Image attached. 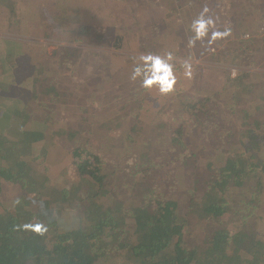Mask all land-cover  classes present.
<instances>
[{
  "label": "trees",
  "instance_id": "16d2710c",
  "mask_svg": "<svg viewBox=\"0 0 264 264\" xmlns=\"http://www.w3.org/2000/svg\"><path fill=\"white\" fill-rule=\"evenodd\" d=\"M5 1L0 0V13L6 19L15 9L3 12ZM8 41L0 40V196L5 182L20 192L6 208L0 205V264H264V136L244 130L251 123L249 116L239 117L244 134L238 145L245 151L233 146L239 142L234 138L232 150L215 155L212 165L204 168L198 164L202 150L187 144L188 127L161 126V135L149 143L151 152L140 153L155 157L158 148L172 152L173 170L164 176L162 165L145 170L150 181L142 177L144 188L133 186L128 193L116 163H105L100 152L77 147L73 142H78L79 125L68 127L64 136L72 146L68 177L54 185L45 164L53 129L46 124V108L52 102L58 105L65 95L80 98L82 88L69 78L58 79L56 73H38L27 88L28 99L15 93L4 96L23 62L21 52L11 55L2 50L3 43L20 46L16 40ZM177 99L192 124L193 131L189 130L195 136L200 128L208 143V131L216 132V126L207 124L215 122L209 98L186 105ZM76 123L72 120L70 127ZM102 129L99 136L107 138ZM144 134L143 146H149ZM249 142L258 147L251 149ZM108 148L106 153L113 155ZM165 182L173 185L170 196ZM38 222L46 228L43 233L23 227Z\"/></svg>",
  "mask_w": 264,
  "mask_h": 264
},
{
  "label": "rangeland",
  "instance_id": "374dc122",
  "mask_svg": "<svg viewBox=\"0 0 264 264\" xmlns=\"http://www.w3.org/2000/svg\"><path fill=\"white\" fill-rule=\"evenodd\" d=\"M72 1L74 0L64 4L63 0H6L3 7L14 8L15 12L4 19V25L0 26V40L8 38L20 44L5 46L4 52L9 50L11 55L12 52H21L22 58L19 60L23 59L21 74L16 80V84L23 88H15L17 85L10 84L4 96L13 97L15 93V96L22 95V98L28 99L27 88L33 74L38 73H51L49 76L56 73L58 79L69 78L82 88L80 98L65 95L56 101L58 105L55 106L52 102L46 108V124L50 123L53 129L46 144L49 155L45 164L48 167L47 175L54 181V185L65 183L61 177H68L66 171L71 164L72 146L68 140H64V136H67L71 128H77V125L79 139L73 143H77V147L82 150L87 148L93 153L100 152L105 163H116L120 177H125L122 182L128 189L127 193L133 186L139 190L144 188L145 185L140 181L142 177L147 178V182L150 181L149 174L143 175L145 170L150 171L155 166L162 165L161 176L173 170L175 155L172 152L158 148L155 157L140 153V150L151 152L149 143L161 135V126L188 127L185 130L187 144H194L197 146L195 150H202L199 154L203 159H198L202 168L212 165L215 155L231 151V140L234 138H238L236 140L239 142L233 146L245 151L246 147L238 145L242 144L239 139H242L240 134H244L245 129L248 132L254 130V134L258 131L259 136H264V38L253 36L248 40L244 39L245 34L254 33L262 13L259 6L264 9V0H246L243 6L246 10L240 16V8L236 6L239 3L234 1L231 8L224 7L222 0H208L205 6L195 4L196 13L191 14L194 18L207 8L206 15L214 18L217 29L230 28L231 31L220 43L214 42L210 46L206 39L197 41L190 53L187 51L188 39L192 34L189 32L186 16L182 12L179 14L181 24L184 20L183 33L177 35L180 40L175 43L170 38L174 37L178 19L173 13L168 16V20L163 18L164 1L139 0L135 2L136 9L129 13L125 10L124 14L120 9H108L111 14L95 9L93 15L101 17V22L105 27L112 28V32L109 36V32L95 36V33L87 32L86 28V33L82 35L85 40H81L75 34V29L69 26L73 19L70 16ZM116 1L124 3L126 0ZM173 1L175 0H168L166 5L169 6ZM75 4H78L77 0ZM32 7L38 9L39 14L36 10L30 11ZM151 8L154 9L152 13ZM113 16V21H110ZM148 19L153 21L150 29ZM101 38L103 39L100 40ZM67 50L76 59L70 58V54L65 52ZM164 51H172L179 60L189 59L193 65L191 79L184 78L178 72L175 90L167 96H161L155 90L146 91L140 87L139 81L129 78L135 56L139 53ZM69 59L75 60V65H71ZM233 72L235 76L232 75ZM250 86H253L251 95ZM177 91L182 94H176ZM176 97L185 105L209 98L207 105L212 109L216 123L208 120L207 124L216 126V132L211 134L208 131V143L203 142L205 135L200 128L194 136L193 129L190 128L192 124L180 110ZM242 116H249L251 120L248 125L250 127L245 126L244 130L241 129L243 126L239 118ZM72 120L77 123L70 127ZM102 127V133L107 138L99 136ZM130 128L134 130L130 132ZM235 131L238 133H234ZM92 132L97 133L98 137L94 139L95 134L92 135ZM143 133L149 146H143ZM73 139L76 140V137ZM243 142L248 143L245 139ZM253 143H250L251 149L258 147ZM109 146L113 155L106 153ZM262 150L264 152V148ZM178 161L180 163V158L176 155V162ZM172 188L173 185L166 183V195H171ZM19 192L17 186L5 182L1 189L0 205L6 208ZM178 194L176 192L174 197L177 198ZM154 198L157 199L158 195ZM50 200L54 201V198L51 196ZM196 234L198 236L199 231ZM200 236L202 237L201 233Z\"/></svg>",
  "mask_w": 264,
  "mask_h": 264
},
{
  "label": "clouds",
  "instance_id": "9594fccd",
  "mask_svg": "<svg viewBox=\"0 0 264 264\" xmlns=\"http://www.w3.org/2000/svg\"><path fill=\"white\" fill-rule=\"evenodd\" d=\"M208 9L201 11L190 23L191 36L188 46L192 47L197 41L206 39L210 46L218 40L229 36L230 29L218 30L216 21L212 16H207ZM179 65V67H178ZM178 72L184 78L191 79L193 65L189 59L179 60L172 51L162 53L145 52L133 58V67L130 72V80L139 81L140 87L146 91L155 90L161 96H167L175 90L178 80ZM235 76V72L232 73ZM26 229H32L37 233L46 231L42 223L25 224Z\"/></svg>",
  "mask_w": 264,
  "mask_h": 264
},
{
  "label": "crops",
  "instance_id": "0c3cea01",
  "mask_svg": "<svg viewBox=\"0 0 264 264\" xmlns=\"http://www.w3.org/2000/svg\"><path fill=\"white\" fill-rule=\"evenodd\" d=\"M67 1H71V0H63L64 4H67ZM77 1H78L77 5L75 4V0L70 3V4H72V12H71L72 14L70 16L73 19L71 20L69 26H72L75 29V32H76L75 34H77V36H79V38L81 37L82 38L81 40H85L86 39L84 36H82L84 33H86V31H84V29H86V28H87L86 29L87 32H89L91 34L95 33L94 34L95 36H97L98 34H103L104 32H109L108 33V36H109L110 32H112V30H111L112 28L109 29V27H105L104 24L101 22V20H100V19H102L101 17H99L98 15H95V16L93 15V13H94L93 11L95 9L103 10V13L105 12L106 14H108V13L111 14L110 13L111 11H109L108 9H111V10L120 9V10L123 11V14H124L125 10H127L128 13H129L130 11L136 9L135 2H139V0H126V1H124V3H119L116 0H77ZM161 1L165 2V5H164L165 8H164V10H162L163 12H165L163 18L168 20V18H169L168 16H170V14L173 13L174 16H176L177 19H178L176 21V24H175L176 26H175V30H174V34H173L174 37L170 38L171 41L174 39V42L178 43L180 39L177 37V35H179L180 33H183V28L182 27H183V21H184L183 20L182 24H181V21L179 20L180 19V16H179L180 12H182L183 15L186 16V20L188 21V24L190 25L191 21L194 19V16L191 15V14L192 13H196L195 4L198 5V3H199V5H202V6L204 5L205 6V5H207L206 2L208 0H175L169 6L166 5V2L168 0H160V2ZM226 1L227 0H222L221 1L223 6L226 7V8H231L233 1L236 2V3H239V4H236V6L238 8H240L239 16L241 15V13H243L246 10V7H243L244 4H246V0H229L227 2ZM263 5H264V2H263ZM241 7H242V9H241ZM2 9H3V12L6 10V8H2ZM259 9H260V12L263 13L264 9H262L261 5L259 6ZM35 10L39 14V10L38 9H35L34 7H32L30 9V11H32V12H34ZM150 10H151V13L154 11L153 8H151ZM262 13H261V15H262ZM110 18H111L110 21H113L114 16L110 17ZM147 18H149L148 14H147ZM4 19L5 18L3 17V13H0V26L4 25V22H3ZM148 21H149L148 29H150L153 21L150 20V19H148ZM238 21L240 22V17H239ZM239 22H238V24H241ZM168 23H170V22L168 21ZM109 25H112V24H109ZM132 28L135 31L134 23H133V27ZM74 29H72V30L74 31ZM91 34H90V38L89 39H91V37H92ZM190 34H191V32H190ZM102 39L103 38H101L100 40H102ZM9 40L10 41H15L13 39H9ZM3 41H8V38H5V40H3ZM220 41L221 40H218V41H216V43H220ZM2 46H3L2 50H4L5 44L3 43ZM187 51L189 53L191 51L193 52L191 47H188ZM16 80H17L16 78H15V80H13L12 86H14V84H15V85H17V87H15V88H21L22 89L23 86L22 85L18 86V84H16ZM48 155H49V153L47 152L46 159H47Z\"/></svg>",
  "mask_w": 264,
  "mask_h": 264
},
{
  "label": "built area",
  "instance_id": "2783aa9c",
  "mask_svg": "<svg viewBox=\"0 0 264 264\" xmlns=\"http://www.w3.org/2000/svg\"><path fill=\"white\" fill-rule=\"evenodd\" d=\"M264 38V11L257 21V26L253 34H245L244 39L248 40L252 37Z\"/></svg>",
  "mask_w": 264,
  "mask_h": 264
}]
</instances>
